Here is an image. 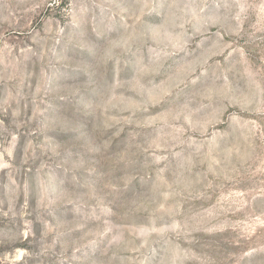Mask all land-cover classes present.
Here are the masks:
<instances>
[{"label": "rangeland", "instance_id": "rangeland-1", "mask_svg": "<svg viewBox=\"0 0 264 264\" xmlns=\"http://www.w3.org/2000/svg\"><path fill=\"white\" fill-rule=\"evenodd\" d=\"M0 264H264V0H0Z\"/></svg>", "mask_w": 264, "mask_h": 264}]
</instances>
